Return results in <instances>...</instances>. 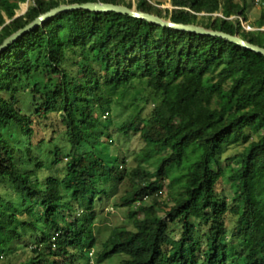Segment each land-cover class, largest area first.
<instances>
[{
    "label": "trees",
    "instance_id": "1",
    "mask_svg": "<svg viewBox=\"0 0 264 264\" xmlns=\"http://www.w3.org/2000/svg\"><path fill=\"white\" fill-rule=\"evenodd\" d=\"M26 1L0 0V47L63 5L132 8L125 0H33L15 18ZM250 2L171 0L174 9L163 15L139 0L137 10L264 49V31L246 32L239 23ZM37 73L46 85L34 80ZM133 81H145L156 99L149 116L141 110L116 126L122 137L142 141L138 152L125 155L113 150L114 126L101 118ZM22 92L29 108L19 102ZM58 113L62 131L52 140L68 142V161L62 176L48 172L41 180L63 153L55 145L49 166L31 139L39 123ZM11 126L19 129L17 144L3 133ZM240 142L248 144L222 164L219 151ZM225 176L230 199L216 190ZM165 180L172 204L162 217L156 203L144 201ZM122 183L131 188V197L120 200L132 229L114 227L98 243L95 207ZM30 244L22 259L19 252ZM97 247L96 264H264V56L220 37L84 10L51 18L0 53V264H89Z\"/></svg>",
    "mask_w": 264,
    "mask_h": 264
},
{
    "label": "rangeland",
    "instance_id": "2",
    "mask_svg": "<svg viewBox=\"0 0 264 264\" xmlns=\"http://www.w3.org/2000/svg\"><path fill=\"white\" fill-rule=\"evenodd\" d=\"M33 0H27L26 3L21 4L19 6V10L15 13V18H19L20 16L24 15L27 11L28 7L32 4ZM139 0H125V2L130 3L131 7L137 10V3ZM236 3H241V0H233ZM149 5L152 7L158 8L163 15H167L166 11L171 12L174 8L172 6L171 0H148ZM26 6V8H24ZM169 15V13H168ZM202 15V14H201ZM200 15V16H201ZM214 17H222L221 13H217ZM264 18V0H251L250 7L246 11V17L244 19H240L239 23L242 29L246 32L248 31H264V26L260 29L257 28V23ZM234 18H231V20ZM169 21V19H166ZM9 23V22H7ZM80 56H78V59ZM47 77L44 74L37 73L34 75V80L36 82H40L42 85L47 84ZM30 90V88H26ZM27 90V91H28ZM19 98V102L22 103L23 107L29 108V103L27 100L29 99V94H21V96H17ZM156 97L152 93V91L147 87V83L145 81H133L130 85L129 89L124 93L121 99L114 103L112 106L111 112L105 114L101 119L102 121L108 122L110 125L114 126L109 129L110 134L113 136V150L115 153L122 152L128 153L131 155L133 152H138L142 148V141L138 135L130 136V138H124L118 133L116 130V126L119 127L121 124L127 122L133 114L139 111L142 112V117H147L151 114L154 108V100ZM61 116L60 114H51L49 116L48 121L39 123L37 135L31 139V143L33 145V152L34 154H38L39 158L42 162H45L47 165H51L52 162L55 160L54 150L55 145L61 146L63 155L60 156L61 163L56 166H50L48 170L42 171L41 180L43 177L49 172L52 173L54 176H62L65 171V164L67 163L68 159L65 157L70 150L68 146V142L65 141L63 138H55L52 140L53 137L57 135V133H61ZM11 129V130H10ZM10 129L4 130L5 138L8 139L9 135H11L12 141L11 144H17L19 140V129L11 126ZM255 139L254 135L250 136V140ZM20 147L25 149L28 145L27 138L20 139ZM41 145H37V144ZM248 143L240 142L237 145L225 147L219 151V159L222 164H228L229 160L232 159L234 156L239 154L243 151V149L247 146ZM83 151H89V148L84 149ZM126 155V154H125ZM132 158H128L127 161L131 163ZM235 166V164H233ZM232 165V166H233ZM227 176L220 181L217 185L216 190L219 192L224 193L227 195V199H230L232 193V186L227 181ZM168 180L163 181L159 193L151 198L145 199V204L151 205L153 203L157 204V211L158 215L164 217L165 214L169 211L171 207V202L169 200V187H168ZM121 197H124L125 200L131 197V188H129V184L122 183L117 186L116 192L110 196L109 201L105 202L100 205H96L95 211L97 214V222L94 223L95 232H98V243L105 242L110 235L111 230L114 227L118 226H126L127 229H132L131 222L127 219L129 208L126 206H122V202L120 200ZM116 205V206H115ZM234 221L231 220L228 226H233ZM31 246L25 247L21 252L22 259L25 258V254L31 251ZM98 251V247L94 248L89 254L90 261L89 264H96L94 258V251ZM118 260H108L104 261L101 264H117Z\"/></svg>",
    "mask_w": 264,
    "mask_h": 264
},
{
    "label": "water",
    "instance_id": "3",
    "mask_svg": "<svg viewBox=\"0 0 264 264\" xmlns=\"http://www.w3.org/2000/svg\"><path fill=\"white\" fill-rule=\"evenodd\" d=\"M78 10H84L89 12H96V13H115L118 15L123 16H129L134 19L144 20L146 22H149L151 24H155L160 27H166L171 28L177 31L196 34L200 36H213V37H220L232 44L238 45L239 47L251 50L259 55L264 56V49L253 45L239 36H232L221 32H214L207 30L203 27H199L196 25H184V24H176L171 21H166L158 16L151 15L148 13H143L138 10H135L133 8H127L125 6H118V5H112V4H106V3H86L82 5H63L58 8H55L45 14L40 15L33 23L26 26L24 29L20 30L16 34L12 35L10 38H8L3 45L0 47V53L3 52L6 48H8L10 45L15 43L20 37L23 35L29 33L33 29L41 26L43 23L47 22L51 18L56 17L57 15L65 12H72V11H78Z\"/></svg>",
    "mask_w": 264,
    "mask_h": 264
},
{
    "label": "bare ground",
    "instance_id": "4",
    "mask_svg": "<svg viewBox=\"0 0 264 264\" xmlns=\"http://www.w3.org/2000/svg\"><path fill=\"white\" fill-rule=\"evenodd\" d=\"M24 8H26V6H24ZM27 9V8H26Z\"/></svg>",
    "mask_w": 264,
    "mask_h": 264
}]
</instances>
